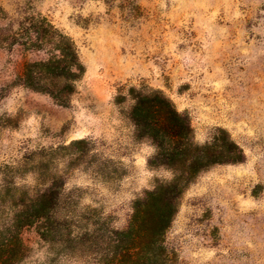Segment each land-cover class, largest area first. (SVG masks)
Returning a JSON list of instances; mask_svg holds the SVG:
<instances>
[{"label": "rangeland", "instance_id": "374dc122", "mask_svg": "<svg viewBox=\"0 0 264 264\" xmlns=\"http://www.w3.org/2000/svg\"><path fill=\"white\" fill-rule=\"evenodd\" d=\"M37 14L73 40L85 72L60 105L15 82L43 54L0 45V244L52 188L54 217L83 232L125 228L136 199L173 180L136 134V89L168 97L197 144L224 129L244 152L185 189L166 234L171 264H264V0H0V43ZM48 214L22 227L17 264H86L52 241Z\"/></svg>", "mask_w": 264, "mask_h": 264}, {"label": "trees", "instance_id": "16d2710c", "mask_svg": "<svg viewBox=\"0 0 264 264\" xmlns=\"http://www.w3.org/2000/svg\"><path fill=\"white\" fill-rule=\"evenodd\" d=\"M13 52L43 54L26 61L15 82L31 90L50 95L66 105L76 91V82L85 69L73 40L40 14L30 15L17 28L3 33L0 45ZM135 104L130 118L136 134L155 146L151 165L169 167L174 178L159 183L136 199L127 226L117 229L106 223H92L94 228L76 232L70 222L54 217L59 192L43 193L31 205L32 212H21L9 227V238L0 244V264H17L26 246L21 229L34 219L49 217L52 207V241L65 242L71 255L84 257L86 264H171L172 252L166 246V234L178 213L180 198L187 186L204 170L216 165L244 160L242 148L228 132L218 129L212 140L199 145L188 116L160 92L131 90ZM97 225V226H96ZM65 237V238H64Z\"/></svg>", "mask_w": 264, "mask_h": 264}]
</instances>
